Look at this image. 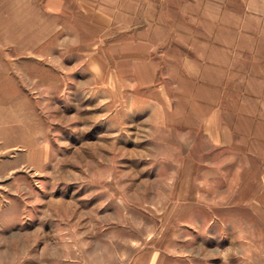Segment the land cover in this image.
Returning <instances> with one entry per match:
<instances>
[{"label": "rangeland", "instance_id": "obj_1", "mask_svg": "<svg viewBox=\"0 0 264 264\" xmlns=\"http://www.w3.org/2000/svg\"><path fill=\"white\" fill-rule=\"evenodd\" d=\"M0 264H264V0H0Z\"/></svg>", "mask_w": 264, "mask_h": 264}]
</instances>
